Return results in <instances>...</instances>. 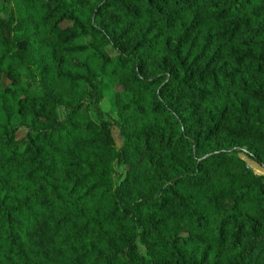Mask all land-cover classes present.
I'll return each mask as SVG.
<instances>
[{"label": "trees", "instance_id": "obj_1", "mask_svg": "<svg viewBox=\"0 0 264 264\" xmlns=\"http://www.w3.org/2000/svg\"><path fill=\"white\" fill-rule=\"evenodd\" d=\"M240 154L264 0H0V264H264Z\"/></svg>", "mask_w": 264, "mask_h": 264}, {"label": "rangeland", "instance_id": "obj_2", "mask_svg": "<svg viewBox=\"0 0 264 264\" xmlns=\"http://www.w3.org/2000/svg\"><path fill=\"white\" fill-rule=\"evenodd\" d=\"M23 77H24V81H26V74L24 72H23ZM100 108H101V111L105 114L104 118H108L109 116H111L112 118L114 117V113H113V110H112L111 105H110L109 95H106V97L103 100ZM111 133H112V137H113L114 142H115L116 149H119L122 145V140H121L120 134H119L118 130L114 127L111 128ZM237 157L239 159L243 160L245 162L246 166L253 173H255L256 175H259V176H264V169H262L255 162L248 160L245 156H243L241 154L238 155Z\"/></svg>", "mask_w": 264, "mask_h": 264}]
</instances>
